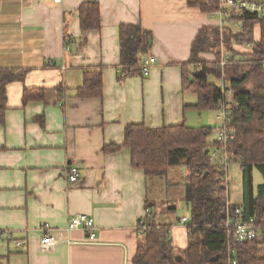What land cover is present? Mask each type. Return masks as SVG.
<instances>
[{"label": "crops", "instance_id": "1", "mask_svg": "<svg viewBox=\"0 0 264 264\" xmlns=\"http://www.w3.org/2000/svg\"><path fill=\"white\" fill-rule=\"evenodd\" d=\"M88 1H1L0 71L26 74L23 81L7 86L8 112L0 124V230L27 239L28 245L19 251L14 242L3 243L0 264H132L144 241L140 221L149 207L164 212L169 199L163 195L170 185L167 180L159 186V180L156 196L150 197L149 186L156 180L149 181L131 165V151L122 147L106 153L105 148L121 146L130 124L148 129L183 122L191 128L218 125L214 111H198V96L183 91L182 66L190 62L202 29L230 28L229 22L188 0H98L102 29L90 31L85 42L78 8ZM132 24L151 31L148 57L157 65L147 78L119 80V29ZM255 33L261 39L260 24ZM247 46L232 48L247 59L253 51ZM199 57L218 61L215 53ZM91 69H102L104 95L80 99L77 89ZM34 87L47 90V100L24 106V88ZM42 116L43 125L38 121ZM71 166L81 169L73 185L67 181ZM80 214L91 216L97 225L94 244L63 242L53 251L40 249L42 224L62 230L70 217ZM180 219L156 220L173 225L170 235L178 262L188 245L187 225ZM61 234L77 242L87 239L83 230Z\"/></svg>", "mask_w": 264, "mask_h": 264}, {"label": "trees", "instance_id": "2", "mask_svg": "<svg viewBox=\"0 0 264 264\" xmlns=\"http://www.w3.org/2000/svg\"><path fill=\"white\" fill-rule=\"evenodd\" d=\"M0 0V6H1ZM188 4L201 9L209 15L221 11L220 0H188ZM79 18L86 42L90 31H100L101 9L98 0H89L79 6ZM224 22L239 25L237 31L229 28L230 36L221 42L223 28H204L192 46L190 62L182 66L183 91L198 96L195 108L200 112L219 110L221 102H227L231 110V122L227 128L236 134L229 142L225 154L229 163L211 162V152L224 149L218 141L210 137L218 127H189L185 122L178 126L147 128L145 124H130L125 129V140L121 146H107L106 153L116 152L122 147L131 151V165L143 170L149 181L165 178L173 170L186 167L189 171L185 184V203L191 209L187 224L188 245L183 250L181 262L175 259V250L170 235L172 224L160 225L156 222L153 208L142 221L147 229H140L144 241L138 245L132 264H229L228 251H237L238 264H264V240L236 242L234 229L226 226L230 212L241 209L244 219L256 217L264 221V184L258 187V196L251 195L245 203H229L226 174L231 163H239L251 188V173L257 169L264 178V24L255 15L248 12L224 13ZM261 25V39H256L255 27ZM121 65L123 71L119 80L140 76L142 64L148 60L153 46L154 36L141 24L122 25L119 29ZM224 44L222 49V44ZM233 44H251L250 57L242 59L232 48ZM216 50L219 60L223 51L230 54L232 63L222 69L215 63L200 59L199 55ZM194 64L200 66L193 69ZM26 71H0V124L4 125L7 115V86L15 81H23ZM210 77L227 82L232 91L230 102L222 87L210 83ZM256 79L252 88H246L248 82ZM84 84L77 89L80 99L103 97L102 69H91L84 73ZM60 94L61 87L56 89ZM227 90V89H225ZM47 90L43 88H24L23 105L30 102L47 100ZM187 108V107H186ZM44 124V116L38 119ZM207 151L209 153L207 154ZM174 209V208H173ZM261 233H264L263 230Z\"/></svg>", "mask_w": 264, "mask_h": 264}, {"label": "built area", "instance_id": "3", "mask_svg": "<svg viewBox=\"0 0 264 264\" xmlns=\"http://www.w3.org/2000/svg\"><path fill=\"white\" fill-rule=\"evenodd\" d=\"M46 1V0H41ZM56 3H60L61 0H50ZM222 9L220 12L212 14L213 16H219L220 20L224 21L225 18L224 13L232 12V10H236L239 12H248L252 15H255L257 19H259L264 24V3H256L250 1H241V0H220ZM248 48H252L251 44H247ZM253 49V48H252ZM157 60L153 57L148 58L142 65V75L143 77L147 78L152 71V68L157 65ZM218 67L224 69L229 64L232 63V57L230 54H227L223 51L220 59L216 62ZM224 94L227 95L229 92L223 89ZM219 110L216 112V120L221 125L218 131V143L223 146L224 149L222 150H215L211 152V162L217 164L220 163L224 164L225 166L228 165L229 157L225 154V150L227 148L226 145L229 142H233L235 140L236 134L234 131L229 130L227 128L228 124L231 122V110L230 107L227 105V102L223 101L219 105ZM81 174L80 167H73L71 166L67 171V181L69 184L73 185L79 182ZM227 176V174H226ZM227 182V177H226ZM147 215H149V211L147 210ZM226 226L234 229V236L236 242L244 243L248 241H252L253 239H257L259 232H264V221L261 223L256 219V217H251L248 219H244V215L241 209H238L232 213L230 212L227 218ZM181 224L187 225L190 221L187 218L180 219ZM65 229H57L51 226L48 223L42 224L40 227V232L42 233L41 240H40V249L43 252L53 251L57 247L59 243H66L68 245H90L96 242V230L97 225L94 219L86 214H80L77 216H72L68 219L66 223ZM139 229H147V226L143 225L142 222L139 224ZM83 230L86 233V240L82 242L74 241L69 237H65L61 234L63 232L65 235H69L74 231H81ZM14 242L16 248L19 251L24 250V248L28 245V240L24 239H16L13 235L12 231H2L0 230V245L6 242ZM237 251L234 248H230L228 251V262L229 264H238L236 260Z\"/></svg>", "mask_w": 264, "mask_h": 264}, {"label": "rangeland", "instance_id": "4", "mask_svg": "<svg viewBox=\"0 0 264 264\" xmlns=\"http://www.w3.org/2000/svg\"><path fill=\"white\" fill-rule=\"evenodd\" d=\"M232 25V26H231ZM239 25L235 24L234 22L230 23V28L233 31H237ZM230 32L227 30L226 27H224V30H221V42L224 43V37L230 36ZM221 43V44H222ZM226 44L230 42H225ZM224 44H222V49H223ZM253 48V47H252ZM209 53H216V50H210ZM205 61V60H204ZM210 83L214 84L218 88L222 87V89H227L228 95H227V101L230 102L232 99V91H230V86L227 82L223 80H216L213 77H210ZM255 86V80L252 78L248 84L246 85V88H252ZM216 116V113H215ZM214 116V117H215ZM214 120H216L214 118ZM220 124L218 123L217 126L213 127H218L220 128ZM219 134L218 131H214L213 135L210 137L211 141H216L218 140ZM220 162V161H219ZM188 175L189 171L186 167H179L176 170H173L167 177L165 178H154L153 180H156L155 184H151L149 186V193L150 197L156 196L157 192V182H160L164 186V184L169 181L170 186H165V194L163 195L164 197L166 196L169 200L167 201L168 204H166V209L164 212L159 211L157 207H152L155 215H156V220L157 222L160 223H166L170 219H173L172 221H169L170 223L172 222H178V220L181 217H187L188 219L191 216V209L189 206L186 205L185 203V184L188 182ZM252 176V181H251V188L249 189V182L244 176V172L242 171L240 164L239 163H231L228 167L227 170V191H228V196H229V201L234 205V204H243L246 202V200L253 195L254 197L258 196V187L264 184V178L261 176L259 171L257 169H254L251 173ZM171 199V200H170ZM174 208V209H171ZM259 240H264V233L259 232L258 235ZM2 244L0 245L1 248Z\"/></svg>", "mask_w": 264, "mask_h": 264}, {"label": "water", "instance_id": "5", "mask_svg": "<svg viewBox=\"0 0 264 264\" xmlns=\"http://www.w3.org/2000/svg\"><path fill=\"white\" fill-rule=\"evenodd\" d=\"M241 1H250V2H256V3H264V0H241ZM209 153V151H207V154Z\"/></svg>", "mask_w": 264, "mask_h": 264}]
</instances>
